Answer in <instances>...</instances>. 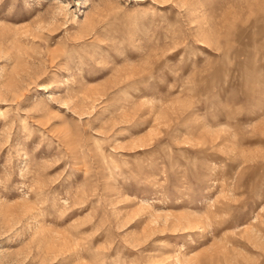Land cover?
Instances as JSON below:
<instances>
[{"label": "rangeland", "instance_id": "rangeland-1", "mask_svg": "<svg viewBox=\"0 0 264 264\" xmlns=\"http://www.w3.org/2000/svg\"><path fill=\"white\" fill-rule=\"evenodd\" d=\"M0 264H264V0H0Z\"/></svg>", "mask_w": 264, "mask_h": 264}]
</instances>
